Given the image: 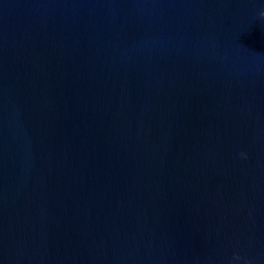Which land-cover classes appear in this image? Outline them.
<instances>
[{
    "label": "water",
    "instance_id": "1",
    "mask_svg": "<svg viewBox=\"0 0 264 264\" xmlns=\"http://www.w3.org/2000/svg\"><path fill=\"white\" fill-rule=\"evenodd\" d=\"M0 264H264V0H0Z\"/></svg>",
    "mask_w": 264,
    "mask_h": 264
}]
</instances>
